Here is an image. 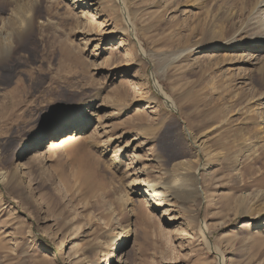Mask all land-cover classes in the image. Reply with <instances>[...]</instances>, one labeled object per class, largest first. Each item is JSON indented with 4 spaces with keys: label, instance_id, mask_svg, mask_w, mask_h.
<instances>
[{
    "label": "rangeland",
    "instance_id": "1",
    "mask_svg": "<svg viewBox=\"0 0 264 264\" xmlns=\"http://www.w3.org/2000/svg\"><path fill=\"white\" fill-rule=\"evenodd\" d=\"M91 3L0 0V264H264V0ZM91 102L102 129L47 136L17 171ZM180 159L204 198L137 193Z\"/></svg>",
    "mask_w": 264,
    "mask_h": 264
},
{
    "label": "bare ground",
    "instance_id": "2",
    "mask_svg": "<svg viewBox=\"0 0 264 264\" xmlns=\"http://www.w3.org/2000/svg\"><path fill=\"white\" fill-rule=\"evenodd\" d=\"M81 1H82L81 5H83L85 8L83 10V13L85 11V13L88 14L89 17H92V18L95 17L97 14L95 13L94 9H92L94 6V3H91V2L93 0H81ZM12 15L16 16L18 14L16 12H14ZM129 26H131V28H133L132 23L131 24L129 23ZM22 28H23V25L20 21V23H18L16 25V30H15L16 36H18V37L20 36V31L22 30ZM4 33L8 34V31L6 30V28L3 27L2 31H0V37ZM131 33H132V31H131ZM0 42H2V41L0 40ZM259 42H261L259 45L260 48H259V50H257L255 55L252 56L253 59L261 58L260 50H264V40H260ZM1 44H3V42L0 43V56L4 55V53L6 52V49H4L5 46L1 45ZM139 45H140L139 46L140 50L143 51V48H142L140 43H139ZM218 45L212 46V49H215V47L217 48ZM204 56H205V54H204ZM154 85L156 86V89L158 91H160L162 93V95H164V99H165L164 102H166V104H169L168 106L175 108V104H174L173 100L164 91V89L159 84V82L156 81ZM84 106L85 105H79V106L71 107L65 111H62L58 115L54 116L48 122L47 126L45 127V130L42 133H39L38 135H36L34 138H32L27 143V145L24 147L20 156L21 157L26 156L28 151H30L32 149V147L39 145L40 143L43 144L44 138L47 136H50V135L59 136L62 133H64L65 131H67L69 137H72V138L75 137L76 138V137H78L77 135H81L84 131L89 129L90 126H92V125H97L95 127V129H97V128L102 129V127L104 125L102 126V121H101L102 119L98 116L99 114L96 113V108H97L96 104L91 102V103L86 104V107H88V108H84ZM105 117H108V116H105ZM68 127H71V128H68ZM206 139H207V134L202 133L201 136L197 140L194 141L195 147H197V148L202 147V145L205 144V142L207 141ZM72 144H75V143H73V141H71L69 143V145H67V147L71 146ZM24 159H25V157L22 158L19 161V163L17 164V171H22L25 168H27L25 166ZM114 160L117 161L116 158L112 159V161H114ZM186 163H187V160H185V159H180V160L176 161L172 165L171 169L166 170V173L168 174V176H166V177H160V178H157L154 180L153 179L150 180V178L140 180L137 183V193H139L140 196L145 198L147 200V202H149L153 205H160V204L162 205V204H164V202L166 200L171 201V200H174V199L179 198V197L183 198L185 196H188V195H190L193 187L196 188V191L199 194V196L201 198H204V197H202V192L199 190L198 185L197 184L194 185L192 183V181H194V178H195V180L199 179V177H200L199 174L201 173V170H203L205 166L201 165L200 166L201 168L193 169L192 167H189V168L186 167ZM173 170H177V172L179 171V173L176 174V176H174V175H172ZM189 170H191V171H189ZM162 176H163V174H162ZM196 183H197V181H196ZM127 200H129V199L127 198ZM163 200H165V201L163 202ZM170 204H171V202H170ZM257 228H258L257 232H262V230H264V221L262 223L258 224ZM125 235L129 236L130 234L128 231L120 233L119 239H123V237ZM125 243H126V240L120 241L118 243V246L116 247V250L120 247L123 248ZM121 253H122V251H121ZM68 261H69V259H68ZM71 263H72V260H71ZM106 264H107V262H106Z\"/></svg>",
    "mask_w": 264,
    "mask_h": 264
},
{
    "label": "water",
    "instance_id": "3",
    "mask_svg": "<svg viewBox=\"0 0 264 264\" xmlns=\"http://www.w3.org/2000/svg\"><path fill=\"white\" fill-rule=\"evenodd\" d=\"M158 93L162 95V93L160 91H158ZM163 98H164V96H163Z\"/></svg>",
    "mask_w": 264,
    "mask_h": 264
}]
</instances>
